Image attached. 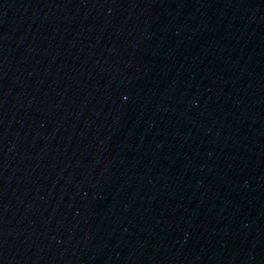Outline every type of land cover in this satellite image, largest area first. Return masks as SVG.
<instances>
[{"label": "water", "instance_id": "95a60500", "mask_svg": "<svg viewBox=\"0 0 264 264\" xmlns=\"http://www.w3.org/2000/svg\"><path fill=\"white\" fill-rule=\"evenodd\" d=\"M0 264H264V0H0Z\"/></svg>", "mask_w": 264, "mask_h": 264}]
</instances>
